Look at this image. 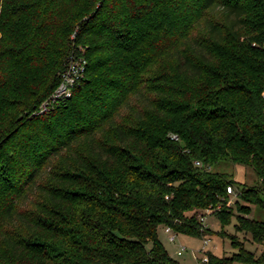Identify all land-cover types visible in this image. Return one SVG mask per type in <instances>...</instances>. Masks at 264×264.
Instances as JSON below:
<instances>
[{
    "label": "trees",
    "instance_id": "obj_1",
    "mask_svg": "<svg viewBox=\"0 0 264 264\" xmlns=\"http://www.w3.org/2000/svg\"><path fill=\"white\" fill-rule=\"evenodd\" d=\"M206 208L262 246L207 264H264V0H0V264H181Z\"/></svg>",
    "mask_w": 264,
    "mask_h": 264
},
{
    "label": "rangeland",
    "instance_id": "obj_2",
    "mask_svg": "<svg viewBox=\"0 0 264 264\" xmlns=\"http://www.w3.org/2000/svg\"><path fill=\"white\" fill-rule=\"evenodd\" d=\"M218 171H226L234 173L235 178L241 182L247 184H253L256 176L252 169L244 167L242 165L233 164L229 162H224L219 164L214 168ZM231 202L235 213H238L235 201L237 200V194L234 192L230 195ZM241 203H245L240 200ZM252 216V215H250ZM236 217L233 218L232 222L225 227H222L219 219L214 214L207 215V224L208 228L215 231L214 234L207 235L206 237L202 236H192L187 234H178L175 242L170 241L169 234L165 231L164 226L159 227V236L169 253L175 257L181 264H207L202 261L204 253L210 251L219 256H233L234 253L238 252V248L232 244L230 236H235V240L244 244L248 249L254 250V252L259 255L262 246L256 244L250 237V235L245 234L242 231H237L235 228ZM223 230L225 232L224 236H221L219 232ZM210 239L209 242L205 245L203 251H201L202 245L204 244V239ZM180 244H185L188 247L182 255L177 253V249ZM233 264H245L242 261L236 260Z\"/></svg>",
    "mask_w": 264,
    "mask_h": 264
},
{
    "label": "built area",
    "instance_id": "obj_3",
    "mask_svg": "<svg viewBox=\"0 0 264 264\" xmlns=\"http://www.w3.org/2000/svg\"><path fill=\"white\" fill-rule=\"evenodd\" d=\"M85 67L86 63L84 60H76L69 63L68 67L62 72L61 74V82L58 87L55 89L54 93L51 95V98L44 102L41 106V111L47 110L50 106L54 105L56 102H60L61 100L71 96L73 88L79 83L80 79L85 74ZM173 138H178L176 134L173 135ZM197 165H201L200 161H196ZM227 192L229 194L234 193V189L232 186L227 187ZM211 212L210 208H206L204 212L200 215V220L205 224H207V215ZM165 231L169 234V239L172 242H175L177 239L178 233H176L172 227L166 226ZM210 239L205 238L204 244L202 245L201 251L205 248L207 242ZM188 247L185 244H180L177 253L182 255ZM203 262L207 263L209 257L206 253H204L203 257L201 258Z\"/></svg>",
    "mask_w": 264,
    "mask_h": 264
}]
</instances>
